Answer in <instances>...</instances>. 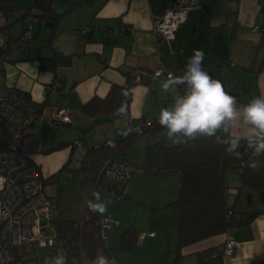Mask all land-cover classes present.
Here are the masks:
<instances>
[{"label": "crops", "instance_id": "0c3cea01", "mask_svg": "<svg viewBox=\"0 0 264 264\" xmlns=\"http://www.w3.org/2000/svg\"><path fill=\"white\" fill-rule=\"evenodd\" d=\"M80 1L85 0H55L53 8L62 13ZM174 4L191 6L178 45L180 66L176 61L175 41L158 42L153 31L154 18ZM258 9L257 0H91L62 17L57 35L50 41L51 30L41 25L36 11H31L30 18L40 24L37 32L40 41L35 47L28 45L30 28V38L21 45L28 48L21 53L18 50L16 61L5 66L10 86L27 93L38 106L48 101L40 111L38 124L27 129L23 150L38 164L44 179L68 162L67 170L59 176L64 178L73 160L79 165L87 147L115 142L128 124V118L124 117L86 115L82 111L85 102L93 96H106L111 84L124 85L123 71L129 72L133 80L139 71L144 79L158 66L183 75L196 50L203 51V67L212 78L228 81L238 77L244 81V87L236 90L242 103L264 96V54H259L260 57L256 54L253 61L251 58V48L259 44L264 32V18L258 16ZM228 22L233 24L230 33L224 28ZM121 25L131 26L133 32L126 35L108 33ZM82 28H88V32L80 33ZM54 50L71 55V65L55 71L40 69L39 59L51 56ZM54 80L61 84V89L51 88ZM130 92V119L147 117L150 120L158 118L162 108H171L174 98L182 94L180 88L163 92L160 81H153L151 85L138 82ZM61 107L69 122L53 124L52 115ZM119 119L124 122L121 128L117 123ZM156 134L152 137L154 141L147 142L145 147L160 141L166 146L176 145L166 138L164 131ZM243 135V129L231 132L233 137ZM76 140L82 141V148L74 147ZM140 154L139 162L144 153ZM254 158L258 164H264V155ZM59 178L49 181L56 183ZM225 182L227 207L259 213L250 223L231 231L235 246L231 255L222 258V264H264V191L242 187L240 171L235 168L226 171ZM179 184L178 171L146 177L139 170L125 183L124 195L151 213L158 211L160 217L168 215L174 226L177 215L166 213L164 209L178 199ZM151 231L156 237V231L150 229L148 232ZM226 236L225 233L215 235L182 248L183 262L196 264V252L222 245Z\"/></svg>", "mask_w": 264, "mask_h": 264}, {"label": "trees", "instance_id": "16d2710c", "mask_svg": "<svg viewBox=\"0 0 264 264\" xmlns=\"http://www.w3.org/2000/svg\"><path fill=\"white\" fill-rule=\"evenodd\" d=\"M54 1L31 0L29 6H24L17 0H0V10L5 15L12 16L15 21L23 20L31 11H36L39 22L43 23L41 25L51 30L50 41L57 35V25L61 18L71 10L85 6L91 0L76 2L62 13L54 10ZM257 4L259 7L257 14L259 17L264 18V0H257ZM19 10L24 11L21 17L14 14ZM261 42H264V32H262ZM178 51V47L175 48L176 61L180 66L181 60ZM39 61L40 69L55 71L58 67L71 65L72 56L54 50L51 56L40 58ZM123 73L126 77L124 85L111 84L106 96L103 98L93 96L82 105V111L86 115L90 117L102 115L119 117L115 113L122 101L127 102L128 109L131 101L130 89L138 81L133 80L129 72L123 71ZM218 80L224 82L223 79ZM124 93H127V96ZM47 103L46 99L39 105V111ZM137 120L139 119H128V124L123 131L127 129L130 123ZM163 131L165 130L158 124V118H153L148 120V124L141 134L129 133L127 136L123 135L122 138L117 137L116 148H109L104 145L99 147L90 146L71 175H74V173H92L91 180L95 183V186H98L101 184V178L103 177L98 176V171L107 159L117 152L125 150L130 143L140 137ZM225 147V145L215 143L214 138L203 137L192 140L187 145L181 143L166 146L160 141L147 144L145 147L144 155L138 164V168L144 176H155L171 171L180 173L178 199L167 206L177 215L175 223L176 248L169 264H183L182 248L215 235L231 233L233 229L250 223L259 213H246L235 209V207H227L225 202L227 189L225 173L232 168L238 169L242 187L264 191V164H258V169L253 171L251 168L245 167L246 162L255 159L250 150L241 158L235 159L226 155ZM245 150L246 147L242 140L240 151L242 153ZM240 161L244 162L243 167H239ZM67 163L63 164L49 178L44 179V185L49 180H58L59 176L67 170ZM124 186L125 184H121V190L115 191V193L120 196L124 195ZM115 187L116 185L113 184L112 189ZM90 200L95 202L93 197ZM99 216L97 212L90 211L87 205L85 216L80 222L60 217L56 223L57 234L66 247L68 264H81L85 260H94L98 253H102L109 258L107 248L98 235L97 219ZM139 233L133 226L123 230L120 235L119 249L131 250L137 242ZM222 249L223 244L196 252V264H222V258L224 257Z\"/></svg>", "mask_w": 264, "mask_h": 264}, {"label": "built area", "instance_id": "2783aa9c", "mask_svg": "<svg viewBox=\"0 0 264 264\" xmlns=\"http://www.w3.org/2000/svg\"><path fill=\"white\" fill-rule=\"evenodd\" d=\"M190 9L189 5L174 4L168 7L161 16L155 17L153 31L156 40L158 42L161 40L175 41L176 34L185 23ZM15 23L12 16H7L0 10V264H26L22 257V248L31 244H36L39 248L50 249L55 257L62 252L66 253L64 242L59 238L56 229V223L60 219L57 199L44 193V178L40 168L22 147L27 129L38 124L40 120L39 106L31 100L28 94L10 86L6 81V64L16 61L18 48L30 38L28 23L21 36L17 38L11 36L9 29ZM224 28L231 32L233 24L228 22ZM87 32L88 28L80 30L82 34ZM132 32L131 26L121 25L108 33L126 35ZM158 72L159 77H157ZM170 73L178 75L158 66L152 72H148L144 79L139 71L135 80L151 85L153 81L165 79ZM222 83L225 90L235 96L240 104H243L235 95L233 86ZM60 87L61 84L57 80L51 84L53 90ZM180 89L183 94L184 87L181 86ZM148 120L145 117L130 123L128 127L131 126L134 129L131 133L141 134ZM68 122L69 118L64 108H58L53 113V124L65 125ZM122 136L121 132L118 138ZM116 142L107 141L104 146L116 148ZM74 147L82 148V141H74ZM247 152L248 150L242 152L241 157ZM243 165L244 162L240 161L239 167ZM136 171H139L137 164L113 155L101 165L98 176L112 179L115 185L125 184ZM119 223L118 220L112 218L111 214L99 216L97 219L99 237L102 240L105 239L106 232L113 226H118ZM226 235L222 249L223 256L231 255L235 246L230 233ZM154 236L153 231L140 232L137 236V243H142L146 237Z\"/></svg>", "mask_w": 264, "mask_h": 264}, {"label": "clouds", "instance_id": "9594fccd", "mask_svg": "<svg viewBox=\"0 0 264 264\" xmlns=\"http://www.w3.org/2000/svg\"><path fill=\"white\" fill-rule=\"evenodd\" d=\"M204 53L196 50L189 58L183 75L169 74L160 81L161 90L184 87L183 94L174 98L171 108L160 110L158 124L165 130V135L173 144H188L197 138H214V142L225 145L226 155L239 159L241 141L253 157L264 155V96L250 99L240 104L237 98L225 90L223 83L212 78L203 67ZM160 73H157V77ZM127 96V93H124ZM117 116L128 118L127 102L122 101L116 109ZM233 129H243V136H231ZM134 129L129 126L122 135L127 136ZM245 167L253 171L258 169V162L250 159ZM95 202L90 200V211L101 215L107 212V204L101 202L98 192H94ZM45 264H68L66 253L58 254ZM93 264H117L115 258L109 259L98 253Z\"/></svg>", "mask_w": 264, "mask_h": 264}, {"label": "rangeland", "instance_id": "374dc122", "mask_svg": "<svg viewBox=\"0 0 264 264\" xmlns=\"http://www.w3.org/2000/svg\"><path fill=\"white\" fill-rule=\"evenodd\" d=\"M17 1L24 6H29L31 3V0ZM14 14L21 17L24 11L19 10L14 12ZM30 19L34 21L30 22ZM27 23L29 32L31 28V39L28 45L35 47V44L40 41L39 35L37 34L40 24L36 19L30 18L29 14L24 20H17L16 23L10 27L9 34L15 37L21 36ZM228 32L230 33V31ZM24 47L26 46H20L18 48L20 53L28 48ZM251 51V58L253 61L256 54L258 56L259 54H264V42L260 40L259 44H255L254 47L251 48ZM224 82L226 84H231L235 93L236 90L240 91V88L244 87V81L238 77L228 81L224 80ZM117 123L120 125V128L124 126V122L121 119H119ZM156 135L157 134H148L147 136H142L130 143L125 150L119 153L117 152L115 155L121 159L124 158L131 163L137 164L140 158L139 155H141L140 153H144L145 151V144L154 141L152 137ZM70 165L71 169H69L64 178H59V181L56 183L47 181L44 185V193L47 196L57 198L58 207L61 211V218L80 222L85 216V210L90 198L93 197L95 201L93 193L98 192L101 197V202L107 204V212L105 214H111L112 218L120 222L119 226H113L108 230L105 239H103L110 259L115 258L117 264L170 263L176 248V227L175 225L173 226V222H170L171 220L168 215H162V217H160L158 211L154 214L144 207L132 205L121 200L120 195L115 193V191L121 190V184H116V187L112 189L114 182L110 178L103 176L101 178V184L95 186V183L91 180L93 176L92 173H74V175H71L73 170L77 168L78 163L73 160ZM112 190L114 192H112ZM164 210L166 213L174 212L169 208ZM130 226H133L138 231H144L145 233H148L150 229H154V231H156V237H146L142 243L136 242L129 251L121 250L119 249L121 232ZM22 257L26 264H45V261L55 258L54 253L50 249L39 248L36 244L23 247ZM93 261L94 260H85L81 264H93ZM183 264H188V262L184 261Z\"/></svg>", "mask_w": 264, "mask_h": 264}, {"label": "water", "instance_id": "95a60500", "mask_svg": "<svg viewBox=\"0 0 264 264\" xmlns=\"http://www.w3.org/2000/svg\"><path fill=\"white\" fill-rule=\"evenodd\" d=\"M181 32H182V28H180L176 34V38H175V47L177 48L178 45H179V41H180V36H181ZM120 199L129 203V204H132V205H138L136 204L134 201H132L129 197L125 196V195H122L120 196Z\"/></svg>", "mask_w": 264, "mask_h": 264}]
</instances>
